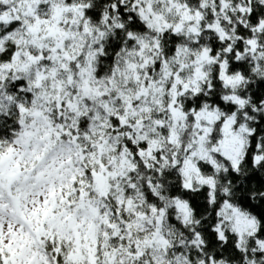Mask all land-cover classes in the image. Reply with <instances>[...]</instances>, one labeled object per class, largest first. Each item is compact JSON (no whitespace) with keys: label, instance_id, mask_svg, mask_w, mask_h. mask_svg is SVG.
<instances>
[{"label":"snow or ice","instance_id":"obj_1","mask_svg":"<svg viewBox=\"0 0 264 264\" xmlns=\"http://www.w3.org/2000/svg\"><path fill=\"white\" fill-rule=\"evenodd\" d=\"M0 264H264V0H0Z\"/></svg>","mask_w":264,"mask_h":264}]
</instances>
